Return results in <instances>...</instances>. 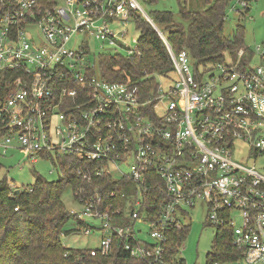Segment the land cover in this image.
Segmentation results:
<instances>
[{"label":"built area","instance_id":"1","mask_svg":"<svg viewBox=\"0 0 264 264\" xmlns=\"http://www.w3.org/2000/svg\"><path fill=\"white\" fill-rule=\"evenodd\" d=\"M234 1L229 8L241 13L251 4ZM138 16L157 28L138 0H0V77L17 71L8 96H0L1 154L21 148L32 161L46 157L57 167L74 157L85 162L77 173L89 183L132 182L118 206L98 186L74 193L83 207L69 211L83 223L77 232H102L98 247L84 248L92 256H109L120 243L145 264H181V247L174 254L166 248L169 236L186 225L184 207L203 205L211 225L232 229L240 250L234 261L208 264H264V174L234 157L243 147L264 155V52L257 65L242 66L243 47L236 61L197 64L187 50L168 45L173 72L156 75V87L103 79L88 38L101 48L123 46L128 29L116 25ZM78 34L87 39L78 42ZM136 40L127 56L138 53ZM162 80L172 82L166 88ZM159 188L155 209L145 198ZM143 225L151 242L139 236Z\"/></svg>","mask_w":264,"mask_h":264},{"label":"trees","instance_id":"2","mask_svg":"<svg viewBox=\"0 0 264 264\" xmlns=\"http://www.w3.org/2000/svg\"><path fill=\"white\" fill-rule=\"evenodd\" d=\"M233 1L201 0L202 8L193 10L187 0H179L178 14L171 10H154L151 13L157 28L145 17L138 16L135 21L140 31L138 53L132 56L101 55L97 61L98 72L107 81L125 82L146 91L156 87V75L165 77L173 72L168 45L176 53L187 50L197 64L236 61L238 49L244 44V28L239 25L233 36L225 33L227 12ZM245 50L242 66L250 64L255 56L254 51ZM16 75V70L2 73L0 96H8L10 89L6 87ZM80 166H85V162L65 157L59 161L61 176L57 180L39 175L34 184L20 193L9 187L8 179L0 180V264H145L131 257L120 243L109 256H92L88 249L69 248L63 244L62 233L77 232L83 225L69 213L63 202L62 194L68 183L73 186V193L84 188L86 194H91L98 186L97 191L106 202H114L117 206L122 205V193L133 185L129 180L116 181L112 177L89 183L78 175ZM158 182L162 187V181L159 179ZM112 190L116 192L115 197L110 195ZM161 195L160 188L152 190L145 200L156 209L160 204H155L154 198ZM128 222L129 219L122 220L123 224ZM69 223L79 225L78 229L68 228ZM217 229V251L209 254V260L234 261L239 258L240 250L233 244L232 229L228 226ZM188 233L189 226L185 225L170 234L166 246L169 254L177 252Z\"/></svg>","mask_w":264,"mask_h":264},{"label":"rangeland","instance_id":"3","mask_svg":"<svg viewBox=\"0 0 264 264\" xmlns=\"http://www.w3.org/2000/svg\"><path fill=\"white\" fill-rule=\"evenodd\" d=\"M138 2L150 18H152L151 13L154 10H171L175 14H178L180 8L179 0H138ZM187 2L193 10H198L203 6L201 0H187ZM235 3L236 1H233L232 5ZM249 8L247 13H241L228 8L225 33L228 36H233L236 28L239 25L243 26V48L248 49V51L250 49L256 53L252 59V65H257L261 62L257 54L264 52V0L252 1ZM238 9H241V7H238ZM138 12L141 13V11ZM116 26L120 30L128 29L127 34L122 38V41L125 42L124 45L118 46L105 43V48H101V41L92 37L88 38L92 48L91 60L96 58V61H99V57L104 52L114 55L119 51L126 55L128 53V46L135 47L137 45L136 39L139 38L140 31L133 18H130L127 25L119 24ZM29 30L33 36L37 35L36 25H32ZM76 36L78 37V42L87 39L84 34ZM258 45L262 46L260 50H257ZM227 55L228 60H230L229 54ZM171 82L162 80V84L166 88L169 87ZM16 144L17 142H15ZM234 157L244 163L255 164L256 168L264 174V155L255 157L253 154H250L246 147H243V149L240 148L234 152ZM39 175L48 180H57L61 176V173L52 159L39 158L36 162L32 161L28 153L21 148L10 149L4 155L0 152V180L6 178L18 185L20 190H24L34 184ZM62 199L69 211L76 209L81 212L83 210L82 204L74 198L73 186L70 183L66 185ZM184 209L188 211V217L183 219V222L186 226H189V233L178 251V258L183 259L184 264H208L210 261L209 254L217 251L216 237L218 229L208 222L206 206L197 205L193 209L189 207H184ZM67 227L78 229L79 225L69 223ZM101 236L102 232L99 230H93L92 234L87 235L84 229H82L69 235L62 233L61 239L63 244L69 248H96L99 246ZM139 236L143 240L152 241L149 227L146 225L142 226Z\"/></svg>","mask_w":264,"mask_h":264},{"label":"water","instance_id":"4","mask_svg":"<svg viewBox=\"0 0 264 264\" xmlns=\"http://www.w3.org/2000/svg\"><path fill=\"white\" fill-rule=\"evenodd\" d=\"M17 192H18V193H20V192H21V190H20V189H18V190H17Z\"/></svg>","mask_w":264,"mask_h":264}]
</instances>
